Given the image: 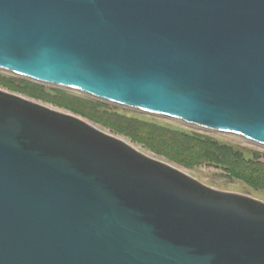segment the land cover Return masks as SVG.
<instances>
[{"label":"water","instance_id":"obj_1","mask_svg":"<svg viewBox=\"0 0 264 264\" xmlns=\"http://www.w3.org/2000/svg\"><path fill=\"white\" fill-rule=\"evenodd\" d=\"M0 71L264 147V0H0ZM0 264H264V202L0 89Z\"/></svg>","mask_w":264,"mask_h":264},{"label":"trees","instance_id":"obj_2","mask_svg":"<svg viewBox=\"0 0 264 264\" xmlns=\"http://www.w3.org/2000/svg\"><path fill=\"white\" fill-rule=\"evenodd\" d=\"M0 81L12 86L21 85L28 94L110 127L171 161L188 166L207 162L225 168L251 186L264 189V160L258 152L254 157L248 156L234 144L199 132L171 127L148 116H130L119 108L67 90L48 88L5 75L0 77Z\"/></svg>","mask_w":264,"mask_h":264},{"label":"rangeland","instance_id":"obj_3","mask_svg":"<svg viewBox=\"0 0 264 264\" xmlns=\"http://www.w3.org/2000/svg\"><path fill=\"white\" fill-rule=\"evenodd\" d=\"M2 75L11 76V77L17 78V79H23L21 77L15 76L13 74H9L7 72L0 71V77ZM4 78L7 79V77H4ZM24 80H26V79H24ZM28 81H30V80H28ZM31 82H33V81H31ZM40 85H43V84H40ZM43 86L48 87V88H53V89H59V88H54V87H50V86H46V85H43ZM0 89H3L5 91L11 92V93H14L17 95H21L27 99L41 103V104L46 105L50 108L57 109V110H60L62 112H65V113H70V114H74V115H77L79 117H82L83 119H85L86 121H88L92 125L96 126L97 128H99V129H101V130H103L109 134H112L114 136H118V137L124 139L125 141H127L129 144H131L132 146H134L136 149L140 150L144 154H147V155L154 157L156 159L168 162V163L172 164L173 166H175V167L183 170L184 172L188 173L189 175L193 176L194 178H196L200 182H202V183H204V184H206V185H208L214 189L226 191V192L246 194V195H249L253 198H256V199L264 202V189L249 185L248 183L245 182V180L236 176L232 172L227 171L225 168H222L220 166L209 165L207 162H202V163L197 164V165L188 166V165L178 163L176 161H171L167 157L153 152L149 148L145 147L142 143L132 140V138H130L129 136H126L124 134L113 131L110 127H107V126H105L101 123H98L92 119H89V118L84 117L80 114H77V113L71 111L70 109L56 105V104H54L50 101H47L45 99H42V98H36V97L28 94L27 92L22 90L21 85L12 86V84H9V83L5 84L3 81H0ZM61 90H64V89H61ZM69 92H72V91H69ZM72 93H76V92H72ZM76 94H80V93H76ZM83 96H85V95H83ZM92 99H94V98H92ZM98 101H100V100H98ZM100 102H102V101H100ZM103 103H105V102H103ZM105 104H108L111 107L119 108L122 110V112L129 114L130 116H137V117H140V116H143V117L146 116L147 117L148 116L150 118H154V119L158 120L159 122H162L163 124L169 125L171 127H175V128H179V129H183V130H187V131H192V132H199L201 134L212 136V137L219 139L223 142L234 144L238 148H241L242 150H244L246 155H248V156L254 157L255 152H258L261 154V159L264 160V147L256 145V144H254V143H252V142H250V141H248L242 137H239V136H236V135H233L230 133H222V132H215V131H207V130H203V129H198V128H194L192 126L186 125L182 122L172 120L169 118L154 116L151 114L138 112V111H135L132 109L123 108V107L113 105V104H109V103H105Z\"/></svg>","mask_w":264,"mask_h":264},{"label":"bare ground","instance_id":"obj_4","mask_svg":"<svg viewBox=\"0 0 264 264\" xmlns=\"http://www.w3.org/2000/svg\"><path fill=\"white\" fill-rule=\"evenodd\" d=\"M190 126V125H189ZM192 126V125H191ZM193 127V126H192ZM195 128H198V127H195ZM198 129H201V128H198ZM204 130V129H203ZM230 134H233V135H236V136H239V137H242V138H244L243 136H240L239 134H237V133H234V132H230ZM244 139H246V138H244ZM247 140V139H246Z\"/></svg>","mask_w":264,"mask_h":264}]
</instances>
